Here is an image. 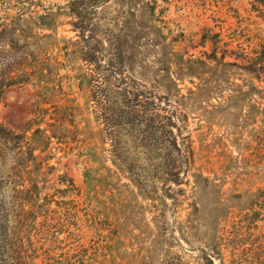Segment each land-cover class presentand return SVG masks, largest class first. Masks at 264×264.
<instances>
[{"label": "rangeland", "instance_id": "obj_1", "mask_svg": "<svg viewBox=\"0 0 264 264\" xmlns=\"http://www.w3.org/2000/svg\"><path fill=\"white\" fill-rule=\"evenodd\" d=\"M90 2L127 73L186 117L178 204L145 147L113 151L74 28ZM5 26L0 48L30 56L0 123L38 145L15 231L25 264H264V0H0Z\"/></svg>", "mask_w": 264, "mask_h": 264}, {"label": "trees", "instance_id": "obj_2", "mask_svg": "<svg viewBox=\"0 0 264 264\" xmlns=\"http://www.w3.org/2000/svg\"><path fill=\"white\" fill-rule=\"evenodd\" d=\"M93 2L84 4V11L77 14L79 20L74 28L84 43V61L96 78L98 115L112 141L113 151L129 154L132 147L137 150L145 147L148 154L159 162L161 171L164 167L167 169L163 173L178 204L179 195L183 192L180 186L187 181L194 165V150L186 117L127 73L118 43L112 39L105 46L97 37L91 19L96 9ZM48 16L46 14L41 18L45 20ZM6 29V26L0 29V40ZM86 33L89 35L86 36ZM13 50L12 44L0 48V97L5 88L27 80L23 68L30 54L11 55ZM36 133L41 137V130ZM37 146L26 136L18 135L0 123V264H25L15 231L19 222L17 219L22 214H30L24 209L30 200L22 196L31 192L25 187V177L31 173L29 163L37 159L34 154ZM28 152L29 158H26ZM9 159L13 164L11 167H8ZM139 178L143 176L139 175ZM4 188L11 193L9 202L1 197Z\"/></svg>", "mask_w": 264, "mask_h": 264}]
</instances>
